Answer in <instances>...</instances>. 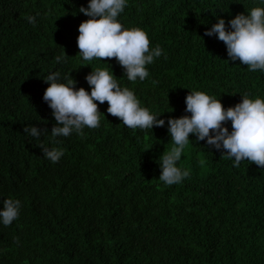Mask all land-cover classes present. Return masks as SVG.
I'll use <instances>...</instances> for the list:
<instances>
[{
    "label": "trees",
    "instance_id": "1",
    "mask_svg": "<svg viewBox=\"0 0 264 264\" xmlns=\"http://www.w3.org/2000/svg\"><path fill=\"white\" fill-rule=\"evenodd\" d=\"M87 4L0 0V208L3 199L21 201L18 219L0 224V264H264V167L247 160L235 167L224 150L191 134L179 162L188 177L166 185L158 164L173 146L167 119L190 115V90L220 98L225 108L244 93L264 97V73L226 61L224 43L204 35L217 16L227 22L264 6L261 0H129L120 22L142 28L150 47L164 50L136 82L114 57L102 58L111 68L82 61L78 26L88 17L79 8ZM64 51L69 57L57 63ZM82 64L112 69L165 125L133 130L97 102L101 127L57 145L43 77L70 73L75 87L90 91L92 69ZM27 125L48 133L37 139ZM41 143L62 147L64 156L43 158Z\"/></svg>",
    "mask_w": 264,
    "mask_h": 264
},
{
    "label": "clouds",
    "instance_id": "2",
    "mask_svg": "<svg viewBox=\"0 0 264 264\" xmlns=\"http://www.w3.org/2000/svg\"><path fill=\"white\" fill-rule=\"evenodd\" d=\"M129 0H88L87 6H81L79 12L88 17L78 26L77 46L82 61L102 58H115L123 68V76L128 81H144L149 77L146 67L164 54L157 44L150 47L148 33L140 27L127 28L118 17L124 12ZM264 5V0H261ZM38 15V14H37ZM28 21L36 23V17L29 15ZM216 23L206 29L205 36H215L226 46L230 61H240L249 71L264 73V6L250 8L247 12L226 20L216 17ZM66 57H55L57 63H63ZM81 66H90L82 64ZM111 68V66H110ZM92 69V67H91ZM48 84L43 100L52 110L55 124L51 137L59 145L57 138L72 134L84 135V129L101 127L98 103L108 104L107 113L121 120L122 124L133 130H153V126L163 127L162 114L150 111L142 106L133 89L123 87L112 69L96 67L85 80L90 91L75 87L76 81L70 73L62 76L59 71H51L43 77ZM241 95V94H240ZM242 101L225 108L220 98L200 90H190L185 97L186 113L179 118L167 119V130L173 146L160 156L159 180L166 185L181 183L189 176V170L179 166L182 154L189 145L190 134L196 141H205L215 150H224L222 155L239 167L244 160L264 167V97H252L248 93L241 95ZM231 122V131L227 124ZM24 132L39 139L48 133L35 125H27ZM192 141V140H191ZM195 142V141H193ZM43 158L57 163L64 156L59 146L49 147L41 143ZM0 208V224L10 225L18 219L21 211L19 199L6 198Z\"/></svg>",
    "mask_w": 264,
    "mask_h": 264
}]
</instances>
